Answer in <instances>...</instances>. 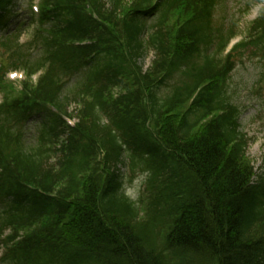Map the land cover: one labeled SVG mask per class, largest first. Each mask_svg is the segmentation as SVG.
Wrapping results in <instances>:
<instances>
[{
  "label": "trees",
  "instance_id": "16d2710c",
  "mask_svg": "<svg viewBox=\"0 0 264 264\" xmlns=\"http://www.w3.org/2000/svg\"><path fill=\"white\" fill-rule=\"evenodd\" d=\"M224 2L0 0V264H264V174L229 83L249 53L264 84V0L226 55Z\"/></svg>",
  "mask_w": 264,
  "mask_h": 264
},
{
  "label": "rangeland",
  "instance_id": "374dc122",
  "mask_svg": "<svg viewBox=\"0 0 264 264\" xmlns=\"http://www.w3.org/2000/svg\"><path fill=\"white\" fill-rule=\"evenodd\" d=\"M40 0H15L17 16H25L29 4L36 5ZM250 0H225L224 4L219 6L216 11V21L227 23L234 22L237 38L242 39L245 36L247 26L258 15L262 4ZM15 16L12 19L18 20ZM230 19V20H229ZM226 23V24H227ZM150 24V20L148 21ZM32 31L26 28L21 41H29ZM2 34H0V37ZM154 52L149 50L144 57L143 66L148 67L154 59ZM5 53L0 47V61L4 60ZM262 60L256 56H250L245 53L243 58L236 62V67L229 79L232 89L235 92L234 98L240 106L239 130L248 138L247 156L252 162L257 178L264 174V87H261L258 80L262 71ZM17 78L20 79L22 72H17ZM9 74L13 78L15 74ZM171 83H169V86ZM121 171L130 176L129 169L126 166ZM140 174V175H139ZM145 178L144 173H137L131 182L126 183V192L132 198H136L141 190V183ZM139 189V190H138Z\"/></svg>",
  "mask_w": 264,
  "mask_h": 264
}]
</instances>
